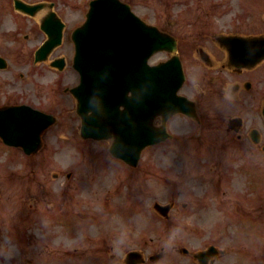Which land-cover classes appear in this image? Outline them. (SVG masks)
I'll list each match as a JSON object with an SVG mask.
<instances>
[{"label":"rangeland","instance_id":"374dc122","mask_svg":"<svg viewBox=\"0 0 264 264\" xmlns=\"http://www.w3.org/2000/svg\"><path fill=\"white\" fill-rule=\"evenodd\" d=\"M123 1L130 3L135 13L146 21L173 32L198 31L201 26L211 23L210 15L219 11L212 9L204 15L199 13L189 22L181 23L169 21L164 6L152 0ZM244 1L245 4L241 0H232L226 7L230 10L228 15L219 19L225 10L222 7L215 25L221 28L226 25L227 31L240 34L264 31V21L261 20L264 0L260 3L254 0L253 8L251 0ZM78 3V0L74 1L76 6ZM11 7L12 0H0V54L8 59V71L17 69V72L25 73L30 70L27 67L30 46L36 45L38 39L23 41V32L14 31L15 16L10 13ZM250 8L253 11L248 18L246 13ZM79 10H72L71 23H77ZM69 47L66 39L58 52L65 54ZM161 57L159 55L151 62L155 63ZM17 72L13 71L14 74ZM4 75L1 74L2 77ZM35 78L40 84L34 89L39 93L41 109L64 116L60 117L55 127L45 132L43 148L29 161L20 151H8L0 146V152H6L0 153V264H95L98 256L109 255L111 248L119 256L136 243L212 242L208 223H201L200 229L195 231V222L199 217L191 215L188 207L179 206L180 203L190 202L189 197L182 199L180 195L175 196L182 190L181 183L177 179V182L169 181L173 179L171 174H177V167L180 169L183 165H187L188 170L193 166L198 169V162L203 160L208 167L217 166L214 158L217 151L197 150L200 148L199 142L215 143V140L202 136L206 133L205 127L198 139H192L189 131L179 138L178 145L168 142L147 148L142 152L137 168L131 169L121 165L108 153L109 143L79 141L73 133L78 123L65 114L68 107L62 94L51 93V90L57 92L55 88H58L50 86L52 76L41 74ZM64 78L60 86L75 82V77L72 80V73L68 71ZM3 81H0V93L21 86L32 88L26 79L21 81L12 77L7 84H3ZM51 94L54 100L63 101L58 105L47 103ZM6 100L0 99L1 102ZM202 102L206 104V101ZM243 102L232 104L226 113H239L243 109ZM219 115L217 113L216 117ZM223 120L217 118L214 129L219 130ZM182 128L186 129L187 125L182 123ZM95 146L99 148L95 149ZM83 152L88 154L86 156L94 166H101L104 162L103 169L88 168V162L83 161L87 159ZM5 160H8V166ZM55 161L58 164L55 165ZM217 170L223 172V165H218L212 174H219ZM67 174H70L68 181L65 177ZM185 188L191 189L192 185L186 184ZM155 201L176 203L168 220L150 209V204ZM59 208H74L76 213L81 212V217L76 216L70 221L58 218ZM126 210H130V213H126ZM104 263L111 264L107 260ZM162 264L175 262L167 260Z\"/></svg>","mask_w":264,"mask_h":264},{"label":"water","instance_id":"95a60500","mask_svg":"<svg viewBox=\"0 0 264 264\" xmlns=\"http://www.w3.org/2000/svg\"><path fill=\"white\" fill-rule=\"evenodd\" d=\"M91 5V11L87 15L86 29L78 47L80 52L82 47L84 52H97V59L92 56L85 66L87 86L89 89L92 85H100L102 87L101 95L103 94L105 103L99 111L93 107V118L91 119L86 118V112H81L84 118V126L91 127L88 131H92L91 136L94 138L102 139L111 135L116 141L119 138V142L127 145V150L121 151L114 145L111 149L112 154L122 157L129 164L136 166L141 150L160 141L159 137L152 131L151 122L155 116L164 114L163 110L165 108L162 107V104L166 101L170 102V107L176 105V92L180 88L183 78L178 68L176 70L178 75L176 81H163L159 70L164 66L148 67L144 59L139 60L143 56L145 48L138 39L129 43L138 35L136 33L138 29L135 28V25L129 26L126 21L125 11L123 10H127V7H121L113 0H98ZM28 9L32 10L31 7ZM129 27L135 34L129 36L128 32L127 36L123 35V32L129 31ZM151 42L155 47H159L155 38ZM53 45L54 41L46 47L49 48ZM226 45L231 48L229 52L232 60H234L233 55L235 56L242 50H249L251 47H258L256 50L257 56L264 57V53H259L264 50V39H228ZM120 51L126 56L130 54V56L136 57L130 69L125 67L119 71L106 61L112 53L117 52L118 55H121ZM83 55L86 54L83 53ZM237 63L243 65L242 60ZM129 92L132 93L130 98L128 97ZM90 97L88 95V100ZM84 98L86 99L85 95ZM120 106H123V111H119ZM169 110L173 109L169 108ZM35 117L43 116L38 113ZM165 117L164 120L167 119V115ZM46 119L48 122L49 118ZM1 124L8 127L9 122H6V118H3ZM25 124L19 122L14 127L20 129L21 133L24 134L25 141L27 137H31V140L27 141L33 143L34 148L32 151H34L39 147V136L42 129L50 123L43 124L32 134L24 126ZM27 125H32L30 119L27 121ZM107 129H111L112 132L108 133V131H105ZM99 132L102 134L98 135Z\"/></svg>","mask_w":264,"mask_h":264},{"label":"flooded vegetation","instance_id":"af4514ba","mask_svg":"<svg viewBox=\"0 0 264 264\" xmlns=\"http://www.w3.org/2000/svg\"><path fill=\"white\" fill-rule=\"evenodd\" d=\"M221 55H223L221 51H218L216 55L214 54L217 60H218L217 57H220ZM224 57L225 55L223 56V58ZM241 75H244V73H242ZM241 75L239 77H242ZM220 76L221 75L219 74L217 79ZM250 78L256 82V85H258V78L260 79L259 73H256V75H251ZM219 80H221V78ZM245 81L250 82L246 79L243 82ZM243 82L242 83L239 82V84L242 85L240 86V89L244 88L245 86L246 82L244 83V86H243ZM243 98H245V96H242V99ZM250 98L252 99L256 98V105L252 110V113L255 115L258 112V102L262 101V97L258 94V90H257L256 94L251 95ZM246 104L248 105L247 100H246ZM204 119H205L204 116H202L199 122L200 125L202 124ZM234 137L236 139V142L217 144L221 146V150L229 151L227 153V155L230 157L229 163L226 167V172L228 173L229 176L227 177V179L230 180L234 178L232 180H236L238 174L241 173L240 176H244L245 178H248V179H244L246 182L251 183L252 181H258L261 178L260 171L263 169V163H262V157L264 155L263 143L262 142L256 144L253 143L252 141L253 135H252L251 127L243 128L240 134H237V136ZM200 145L205 146L208 145V143H200ZM222 178L226 179V177L223 174H221L218 180H221ZM180 243L181 242L172 244V249L175 250L176 245ZM223 258L224 256H221L220 254H216L214 257L207 256L205 264H225L224 262H222L224 260ZM185 264H201V262L200 261L197 262L194 258H192L190 260H187Z\"/></svg>","mask_w":264,"mask_h":264}]
</instances>
